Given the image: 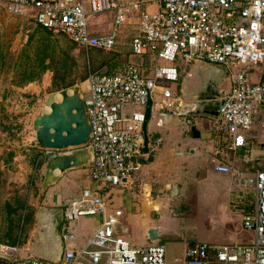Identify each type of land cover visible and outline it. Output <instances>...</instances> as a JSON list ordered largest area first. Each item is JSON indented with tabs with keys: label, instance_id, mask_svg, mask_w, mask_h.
Masks as SVG:
<instances>
[{
	"label": "built area",
	"instance_id": "obj_1",
	"mask_svg": "<svg viewBox=\"0 0 264 264\" xmlns=\"http://www.w3.org/2000/svg\"><path fill=\"white\" fill-rule=\"evenodd\" d=\"M154 3L157 10H149ZM0 4L11 14L29 15L37 24L66 35L85 50H115L119 27L134 23L131 54L147 58L144 65L129 60L111 73L92 72L81 85L92 127L87 146L92 150L90 175L97 188H84L78 197L64 202L62 234L65 243H71L73 223L82 216H97L99 224L87 244L67 245L61 261L52 262L22 254V243L0 242V260L166 264L165 246L136 248L124 237L120 227L124 211L113 207L106 188L124 186L141 170L149 100L151 116L155 108L162 114H178L180 99L172 86L180 81L183 65L208 63L228 72L230 88L223 91L214 130L223 134L231 151L245 147L248 161L254 152L264 151V132H254L257 120L264 117V74L252 79L264 65V0H0ZM108 14L110 31L95 34L91 18ZM55 153L59 151L41 149L40 157ZM216 169L232 173L238 193L249 200L243 224L253 238L225 244L195 242L186 250V264H264V169L245 173L224 162Z\"/></svg>",
	"mask_w": 264,
	"mask_h": 264
},
{
	"label": "crops",
	"instance_id": "obj_2",
	"mask_svg": "<svg viewBox=\"0 0 264 264\" xmlns=\"http://www.w3.org/2000/svg\"><path fill=\"white\" fill-rule=\"evenodd\" d=\"M157 8L155 3L149 5L151 11H156ZM108 16L111 17L109 14L105 17ZM101 18V16L91 18V29L95 34L106 33L105 24L102 23ZM111 22L112 18L109 23L110 29ZM131 56L133 55L130 54ZM134 57H136L134 62L142 65L147 60V58ZM209 65L212 64L192 63L182 66L181 79L172 86L174 93L180 99L178 114L164 112L172 114L166 117L159 109L153 110L147 126L149 152L140 157L141 170L124 186L106 188L108 191L106 198L111 200L113 207L124 211L120 223L124 237L136 248L150 244L165 246L166 264H186L185 253L188 246L198 241L225 244L250 242L253 238V232L246 230L243 224V216L251 208L249 200L240 192L238 193L233 174L221 172L216 169V166L220 162L231 163L245 173H254L262 168L251 160L248 161L245 147L231 151L226 146V138L214 130L217 116H210L202 111L192 112L189 115L183 114L188 109L197 108L200 104L196 96L200 92L202 79L212 80L217 77V74L211 73L204 76L202 70L207 69ZM262 74H264V65L252 73V79L258 80ZM12 84L13 81L10 78V83L4 85L1 90L4 98L11 92ZM218 88L221 91H228L229 78L224 77L218 83ZM161 119L163 123L158 124ZM153 125L161 126L165 133L154 136L155 132L151 129ZM254 132H264V117L257 120ZM251 144L250 146L254 145ZM71 152V150L66 151V153ZM263 153L264 151L254 152L253 157ZM253 157L250 156L251 159ZM238 161H243L242 165L237 164ZM86 168L90 170V167H76L64 173H58L56 182L49 185L42 193L44 199L51 202V205L44 207L62 205L64 208V202L78 197L84 188H97L90 175H84ZM205 189L210 194L214 192V195L218 196L216 201L221 213L219 219L222 227L219 233H204L205 229H201L202 224L193 217L201 211L200 199L203 194H207ZM42 207H38L35 214V222L39 223L38 227L41 226L40 209ZM99 221L97 216H82L76 220L73 223L75 239L71 243H65V247L67 245L69 248L84 247ZM206 226L205 228H211L209 224ZM38 227V233L30 231L29 238L22 243V254L41 256L43 251L47 252L52 248L47 240V231L41 232ZM151 230H157L158 236L151 237ZM38 243L42 247L37 248Z\"/></svg>",
	"mask_w": 264,
	"mask_h": 264
},
{
	"label": "rangeland",
	"instance_id": "obj_3",
	"mask_svg": "<svg viewBox=\"0 0 264 264\" xmlns=\"http://www.w3.org/2000/svg\"><path fill=\"white\" fill-rule=\"evenodd\" d=\"M105 16L107 15L101 16L100 20L105 24V32H108L111 17ZM37 26L38 24L29 15L21 17L11 14L0 4V226L2 229L8 224L7 201H11L15 206H17L16 199L18 198L25 200L30 206L35 203L36 205L33 206L35 214L38 207L51 205V202L44 199L40 191L46 158L40 157L41 149L35 146L36 134L33 129V119L38 113L48 110L45 104L47 96L63 88L53 86V71L48 70L40 80L30 82L25 86L19 87L12 84L11 92L6 98L1 92L4 85L10 83V78L12 81L14 77L19 79L15 72L17 64L28 60V56L35 55V48L42 34L37 32ZM134 26V23H130L119 27L115 51L98 49L85 51L77 46L71 53L78 63L71 77L74 84L82 85L87 79L82 80V77H88L91 72L97 70L106 72L109 64L105 62L111 61L115 55L134 61L136 57L134 55L130 57ZM33 35L34 40L30 44L29 39ZM54 37L58 39L59 50L71 45V41L63 34H56ZM24 50L26 53L23 52ZM212 122L211 119L210 123ZM151 129L157 133H154V136H161L165 133L161 126L153 125ZM246 153L247 157L248 151ZM254 156L252 162L264 169V156ZM242 162L238 161L237 164L242 165ZM84 173L86 176L90 175L89 168L84 169ZM204 191L207 194L201 196L202 204L199 205L201 211L193 217H196L195 220L202 224L201 229H205L204 233H219L222 227L219 219L221 213L216 201L218 196L214 195V192L210 194L206 189ZM21 214H28V211H21ZM208 224L211 228H205ZM38 225V222L31 225L28 238L30 231L38 233Z\"/></svg>",
	"mask_w": 264,
	"mask_h": 264
},
{
	"label": "water",
	"instance_id": "obj_4",
	"mask_svg": "<svg viewBox=\"0 0 264 264\" xmlns=\"http://www.w3.org/2000/svg\"><path fill=\"white\" fill-rule=\"evenodd\" d=\"M205 75L217 74L212 80L202 79L201 89L196 99L199 101L197 108L188 109L183 114L192 112L210 116H218L223 105L224 92L218 88V83L229 74L226 70L215 65H209L202 70ZM58 95L60 98H58ZM202 103V104H201ZM47 111L38 113L33 119V129L36 134L35 146L38 149H52L59 153L51 154L44 163V178L41 192L58 179V173H64L76 167H90L92 165V150L88 148L91 139L92 127L89 123L87 109L82 97L81 85L76 83L59 91L51 92L46 98ZM152 100L150 99L146 109L145 130L151 118ZM164 115L171 116L170 113ZM71 150V153H66ZM144 152H149L148 140L144 146ZM63 152V153H62ZM97 193H94L96 196ZM40 231H47V240L52 248L43 254L36 255L52 262H60L64 253L65 241L63 238L64 208L42 207L40 209ZM46 229V230H45ZM151 237H157L158 231L151 230ZM36 242V238L34 240ZM42 247L38 243V247ZM0 264H11L1 259Z\"/></svg>",
	"mask_w": 264,
	"mask_h": 264
},
{
	"label": "trees",
	"instance_id": "obj_5",
	"mask_svg": "<svg viewBox=\"0 0 264 264\" xmlns=\"http://www.w3.org/2000/svg\"><path fill=\"white\" fill-rule=\"evenodd\" d=\"M37 32H41L42 34L35 48V55L33 57L28 56V60L17 64L15 72H17L19 79L17 80V78L14 77L13 84L16 86H24L30 82L40 80L43 74L48 70H52V83L54 87L60 89L73 85L74 80L71 79L72 72L78 63L75 56L71 53L77 45L68 38L71 41V45L65 49L62 48L59 50L58 39L54 36L61 33H57L39 24L37 26ZM33 40L34 35L30 37L29 43L32 44ZM23 52L26 53V50ZM131 53L130 50V54ZM127 61H129L128 58L124 59L115 55L111 61L105 62V64H109V68L106 72H102L101 70L94 72L111 73L116 70L117 67L127 63ZM86 78L87 76H83L82 80ZM16 204L17 206L12 204L11 201L6 202L8 224L3 229L0 226V242L15 245L17 243H23L28 239V231L35 222V209L21 198L16 199ZM24 210L28 211V214H21V211Z\"/></svg>",
	"mask_w": 264,
	"mask_h": 264
},
{
	"label": "bare ground",
	"instance_id": "obj_6",
	"mask_svg": "<svg viewBox=\"0 0 264 264\" xmlns=\"http://www.w3.org/2000/svg\"><path fill=\"white\" fill-rule=\"evenodd\" d=\"M58 98H60L59 96H58ZM48 108V107H47ZM49 109V108H48Z\"/></svg>",
	"mask_w": 264,
	"mask_h": 264
},
{
	"label": "flooded vegetation",
	"instance_id": "obj_7",
	"mask_svg": "<svg viewBox=\"0 0 264 264\" xmlns=\"http://www.w3.org/2000/svg\"><path fill=\"white\" fill-rule=\"evenodd\" d=\"M264 156V155H263Z\"/></svg>",
	"mask_w": 264,
	"mask_h": 264
}]
</instances>
